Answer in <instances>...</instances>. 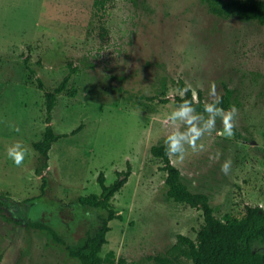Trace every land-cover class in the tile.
Masks as SVG:
<instances>
[{"label":"rangeland","instance_id":"rangeland-1","mask_svg":"<svg viewBox=\"0 0 264 264\" xmlns=\"http://www.w3.org/2000/svg\"><path fill=\"white\" fill-rule=\"evenodd\" d=\"M69 63L78 92L59 94L52 124L58 132L83 127L53 144L40 196L33 141L43 137L47 114L36 77L56 87ZM180 79L201 89L206 102L213 83L220 97L228 86L238 109L233 138L206 134L197 142L205 151L188 149L183 163L171 158L185 182L207 193L222 218L243 217L246 204L264 207V24L216 15L203 0H109L104 7L95 0H0V195L12 197L0 203V264H81L66 244L92 231L100 211L79 197L101 193V171L112 183L129 166L113 198L122 217L110 221L102 251H113L115 262L104 264H157L179 233L197 237L203 210L168 196L163 159L151 150L173 130L168 117L178 108ZM17 142L29 149L21 167L7 156ZM254 248L264 252V241Z\"/></svg>","mask_w":264,"mask_h":264},{"label":"trees","instance_id":"trees-1","mask_svg":"<svg viewBox=\"0 0 264 264\" xmlns=\"http://www.w3.org/2000/svg\"><path fill=\"white\" fill-rule=\"evenodd\" d=\"M109 0H95L99 7H104ZM209 10L222 17L238 16L243 20H256L264 24V0H203ZM70 64V71L56 87H49L41 76L36 77V84L45 91L46 97V121L47 125L41 139L33 141L34 148L39 152L36 172L43 179L42 193L48 190V177L45 171L49 167L50 150L53 144L60 138L73 135L82 129L83 124L74 128L71 132H58L53 124V111L58 102L60 93L76 95L78 89L73 81L76 67ZM35 74V69L31 68ZM181 90L189 84L180 79L177 82ZM193 88L187 93L178 94L175 97L176 104L184 101H193ZM154 99L155 96H149ZM224 109L233 106V91L225 86V92L221 96ZM167 101V99H164ZM197 112H204V94L201 89L197 91V100L193 101ZM152 153L163 159L162 168L167 172V194L177 201L186 202L193 207L203 210L204 223L198 231L197 237L192 238L184 233L178 234V240L165 253L155 256L157 264H264V252L254 248V242L264 241V207L261 205L246 204V212L243 217L226 214L219 217L215 207L210 202L207 193L193 191L183 178L181 169L165 153V143L152 146ZM117 177L112 183H107L104 171L98 176L101 185L99 195L79 197V204L90 209L99 210V223L77 242L66 244L70 256L77 259L81 264H104L114 263L115 253L110 251L107 256L102 255L103 247L108 242V232L111 230L110 221L122 217L116 209L113 198L115 194L127 183L132 173L131 166L125 170L116 171ZM3 197L0 203L12 201L10 195ZM33 201V198L25 201ZM14 202H18L13 200ZM42 229L55 235V231L48 225L37 223Z\"/></svg>","mask_w":264,"mask_h":264},{"label":"clouds","instance_id":"clouds-1","mask_svg":"<svg viewBox=\"0 0 264 264\" xmlns=\"http://www.w3.org/2000/svg\"><path fill=\"white\" fill-rule=\"evenodd\" d=\"M191 90V86H187L182 90L181 95ZM210 101L204 104V113H197L193 101L197 100V93L193 90V101H184L179 107L173 111L168 117L171 128L173 129L167 134L165 139V153L169 158L175 157L177 162L183 163L187 155L188 149L193 153H200L205 151L203 143H197L206 134L211 135L216 132L217 135L231 139L235 135V129L238 126V109L231 106L224 109L219 105L222 99L217 92L215 83L211 85L209 91ZM219 118L222 123L220 130L216 129V120ZM183 126L184 131L180 128ZM14 131H19L15 125H10ZM187 146V147H186ZM29 155V149L21 142L13 144L7 149V156L17 167L24 164L26 156ZM210 159H213L210 157ZM232 161L226 160L221 165V172L228 175L231 171Z\"/></svg>","mask_w":264,"mask_h":264}]
</instances>
